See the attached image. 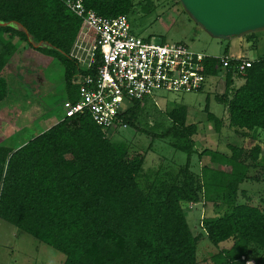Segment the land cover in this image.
<instances>
[{"label":"trees","instance_id":"16d2710c","mask_svg":"<svg viewBox=\"0 0 264 264\" xmlns=\"http://www.w3.org/2000/svg\"><path fill=\"white\" fill-rule=\"evenodd\" d=\"M64 1L0 0V103L7 93L2 72L18 43L58 61L66 99L77 98L75 79L89 72L71 56L81 20ZM83 6L110 18L133 13L132 0H83ZM244 36L252 40L254 34ZM230 58L232 65L237 60L250 65L241 73L226 69L225 91L217 100L226 106L231 127L264 132V57ZM206 63L208 75L216 76L218 59ZM236 78L243 83L233 88ZM147 105L155 106L145 99L125 112L127 128L150 135L137 126ZM205 112L219 132L222 122L208 106ZM166 116L170 128L152 137L175 139L172 146L186 155L183 179L171 184L162 177L142 178L145 156L113 143L115 134L106 135L89 115L62 118L20 147L0 145V219L62 253L63 264H199V238L182 205L200 202L202 191L210 211L201 227L220 249L202 264H245L252 250L264 251V212L249 199L239 201V187L250 179L240 160L243 149L229 146V157L204 150L213 167L203 166L199 178L190 170L194 143L189 137L196 125L186 124L187 108ZM260 151L255 146L250 158L256 161Z\"/></svg>","mask_w":264,"mask_h":264},{"label":"rangeland","instance_id":"374dc122","mask_svg":"<svg viewBox=\"0 0 264 264\" xmlns=\"http://www.w3.org/2000/svg\"><path fill=\"white\" fill-rule=\"evenodd\" d=\"M132 1L130 26L132 32L142 38H150L154 43L181 42L196 53L214 57H219L225 52L234 58L256 60L264 57V29L253 33L252 40H247L245 36L228 41L217 40L211 38L187 16L178 0ZM15 42L16 39L12 40V43ZM34 51L37 52L24 43H18L9 66H6L8 69L3 74L7 93L0 103V145H6L8 135L13 132L15 140H11L10 146L19 147L21 143L42 133L63 117V68L55 59L40 52V55H36ZM242 83L243 80L236 78L232 87L237 88ZM224 91L225 72L219 71L215 79L210 80L200 93L158 97L157 104L147 105L137 121V126L150 135L138 132L132 127H124L111 137V141L115 144L123 143L131 153H141L145 156L142 178L152 180L154 177H162L167 184L181 180L186 155L172 146L175 139L153 138L152 134L159 136L170 128L171 122L166 115L173 109L184 106L187 108L186 124L196 125L195 133L189 137L194 143L191 172L200 178L203 166L213 167L209 157L202 155L204 150L229 157V146L242 148L240 160L248 166L250 179L240 185L239 201L249 199L253 206H258L264 212V132H251L229 125L227 108L217 100ZM206 106L209 112L222 122L219 132L213 123L206 121ZM15 127L28 129L18 134ZM255 146H259L261 151L257 160L253 161L250 153ZM199 155L202 157L199 158ZM200 193V202L183 204L182 208L193 236L199 238L196 258L197 262L202 264L220 249L206 239L201 227L202 219L209 213L210 207L204 204L202 191ZM263 259L264 251L257 249L252 250L244 262L262 264ZM64 261L65 256L62 253L0 219V264H63Z\"/></svg>","mask_w":264,"mask_h":264},{"label":"built area","instance_id":"2783aa9c","mask_svg":"<svg viewBox=\"0 0 264 264\" xmlns=\"http://www.w3.org/2000/svg\"><path fill=\"white\" fill-rule=\"evenodd\" d=\"M64 4L81 20L71 56L89 73L76 77L77 98L63 102L62 118L89 115L106 135L127 127L122 117L135 101L157 104L158 97L168 94L204 91L216 77L207 73L208 59H218L222 73L230 67L241 73L250 65L238 60L232 65L235 60L227 55L196 53L181 42L154 43L132 32L128 16H100L86 9L83 0Z\"/></svg>","mask_w":264,"mask_h":264},{"label":"water","instance_id":"95a60500","mask_svg":"<svg viewBox=\"0 0 264 264\" xmlns=\"http://www.w3.org/2000/svg\"><path fill=\"white\" fill-rule=\"evenodd\" d=\"M211 38L228 41L264 29V0H178Z\"/></svg>","mask_w":264,"mask_h":264},{"label":"crops","instance_id":"0c3cea01","mask_svg":"<svg viewBox=\"0 0 264 264\" xmlns=\"http://www.w3.org/2000/svg\"><path fill=\"white\" fill-rule=\"evenodd\" d=\"M33 53H35L36 55H40V54H38V52H35V51H34ZM44 56H45V55H44ZM9 64H10V63H9ZM8 66H9V65H8ZM8 66H7V67H8ZM7 67H5L4 71L2 72V77H3V74H4L5 70L8 69ZM43 79H44V78H43ZM44 81H45V80H44ZM44 81H43V83H44ZM65 100H66V93H65ZM0 117H2L1 114H0ZM60 119H62V118H60ZM60 119H59V120H60ZM1 121H2V120H1ZM5 124H6V123H5ZM6 125H7V124H6ZM8 126H9V125H8ZM9 127H10V128H13V126H9ZM15 128H16V127H15ZM48 128H49V127H47L46 130H47ZM27 129H28V128H27ZM27 129H26L25 127H22L21 129H20V128H19V129L16 128V130L18 131V134H20L21 132L26 131ZM19 130H20V131H19ZM5 131H6V130H5ZM14 131H15V130H14ZM17 131H16V132H17ZM10 132H12V131H10ZM12 133H13V132H12ZM12 133H10V134L8 135L7 144L9 145V147H11V146H10V142H11V140H12V141L15 140V136H13ZM11 134H12V135H11ZM39 134H41V133H39ZM39 134H37V135H39ZM13 139H14V140H13ZM16 139H17V138H16ZM27 141H28V140H27ZM27 141H25L24 143H21V145H19V147L22 146V145H24ZM7 144H6V145H7ZM13 148H14V147H13ZM16 148H17V147H16Z\"/></svg>","mask_w":264,"mask_h":264}]
</instances>
